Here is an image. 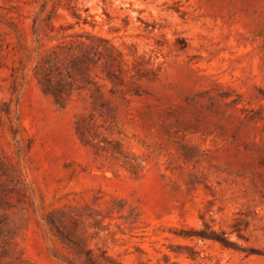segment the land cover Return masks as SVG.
Listing matches in <instances>:
<instances>
[{"label": "rangeland", "instance_id": "374dc122", "mask_svg": "<svg viewBox=\"0 0 264 264\" xmlns=\"http://www.w3.org/2000/svg\"><path fill=\"white\" fill-rule=\"evenodd\" d=\"M0 264H264V0H0Z\"/></svg>", "mask_w": 264, "mask_h": 264}, {"label": "trees", "instance_id": "16d2710c", "mask_svg": "<svg viewBox=\"0 0 264 264\" xmlns=\"http://www.w3.org/2000/svg\"><path fill=\"white\" fill-rule=\"evenodd\" d=\"M79 18H81L80 17V15H77ZM85 22H88L86 19H85ZM200 236H202V237H207L208 235H200ZM220 242H222L224 245H226V246H232L231 244H233V243H229L228 241H226V239H223V238H221V237H216Z\"/></svg>", "mask_w": 264, "mask_h": 264}]
</instances>
